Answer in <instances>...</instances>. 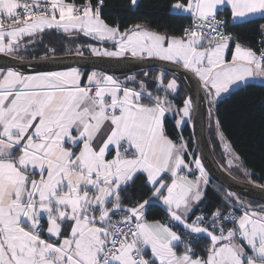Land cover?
I'll list each match as a JSON object with an SVG mask.
<instances>
[{"label": "snow or ice", "instance_id": "6c2138e0", "mask_svg": "<svg viewBox=\"0 0 264 264\" xmlns=\"http://www.w3.org/2000/svg\"><path fill=\"white\" fill-rule=\"evenodd\" d=\"M103 6L0 0V53L45 29L78 31L113 43L114 50L91 47L96 55L182 65L203 82L210 103L238 82L264 78V24L254 49L218 18L227 8L233 23L264 19V0H175L170 14L191 21L179 35L149 21L122 29L102 18ZM127 81L136 78L0 69V264H264V206L193 218L208 183L201 161L200 175L190 179L187 144L166 128L167 94L153 96L143 81L138 88ZM164 90L176 91V80ZM191 106L184 100L177 126ZM140 177L148 191L133 195ZM161 204L165 219H149Z\"/></svg>", "mask_w": 264, "mask_h": 264}, {"label": "trees", "instance_id": "16d2710c", "mask_svg": "<svg viewBox=\"0 0 264 264\" xmlns=\"http://www.w3.org/2000/svg\"><path fill=\"white\" fill-rule=\"evenodd\" d=\"M76 2L81 3L82 0H76ZM93 2L95 3L96 0ZM174 2L175 0H139L134 6L131 0H104L101 15L107 23L112 25L119 23L122 29L135 23L149 21L151 26L159 31L166 30L169 34L179 35L191 21L187 16L181 17L170 14V5ZM219 16L229 21L228 30L239 36L240 43L254 49L261 47L262 37L259 25L264 24V19L256 17L250 19V22L232 23L230 11L227 8L222 10ZM22 43L25 45L22 46ZM19 45L21 46L15 48L14 51L25 54L26 58L76 53L92 54L89 48L95 45L114 48V45L110 44L109 41L101 42L93 37L85 36L82 32L65 33L56 29H46L36 36L22 37L19 40ZM231 47L234 48L235 45L233 44ZM80 70L85 73L90 71ZM132 75L137 77L134 86L138 87L139 82L143 81L153 96L167 94V98L175 110L173 116H166L165 123L168 134L177 142H179V137H183V141L187 144L185 158L188 162L192 163L197 158L199 159L192 132V106L190 116L185 117L183 126L180 127L176 124L179 115H182L178 110L183 107L184 100L189 99L184 84L178 79L179 89L175 92L168 90L165 93L167 78L173 75L157 68L118 77L126 78ZM161 78L163 83H161ZM209 120V139L214 153L223 167L240 179H248V176L247 179L244 178L246 176L244 172L237 171L236 168L228 165L221 141L222 137L233 153L239 157L243 167L250 172L249 180L264 185V82L248 81L217 97L215 105L211 107ZM217 121H219V126ZM132 187L135 190L133 195H137L141 191L146 193L148 191L144 187L143 177H140ZM204 192L202 202L198 207H195L191 214L193 218L200 213L210 217L217 208L223 209L225 215L237 209L242 212L235 197H245L231 193L211 178H209ZM248 200L253 205L263 204L255 200ZM165 217L166 214L160 206L154 208L149 215V219L163 220ZM225 223L227 227L232 226L230 222ZM204 242L202 239L200 244L195 245L198 252Z\"/></svg>", "mask_w": 264, "mask_h": 264}, {"label": "water", "instance_id": "95a60500", "mask_svg": "<svg viewBox=\"0 0 264 264\" xmlns=\"http://www.w3.org/2000/svg\"><path fill=\"white\" fill-rule=\"evenodd\" d=\"M110 44L113 45L111 41ZM15 52H17L15 50ZM12 68L23 74L51 72L78 68L98 70L122 76L147 69H162L179 79L192 100V132L202 166L209 177L233 194L264 204V185L240 179L227 171L216 157L209 135L211 107L208 92L203 82L191 70L172 61L152 57L120 56L108 57L96 54L49 55L34 58H20L10 53H0V69ZM160 207L163 209V205Z\"/></svg>", "mask_w": 264, "mask_h": 264}, {"label": "rangeland", "instance_id": "374dc122", "mask_svg": "<svg viewBox=\"0 0 264 264\" xmlns=\"http://www.w3.org/2000/svg\"><path fill=\"white\" fill-rule=\"evenodd\" d=\"M22 46H24L25 45V43H22L21 44ZM21 45H19V46H21ZM91 47H97V48H100V49H104V48H106L105 46H97V45H95V46H90V48H89V50H90V52L92 53V54H94L92 51H91ZM107 49H109V50H114V48H107ZM10 54H12V55H14V56H17V57H20V58H26V56H25V54H23V53H20V52H15L14 50L10 53ZM124 56H131L130 54H127V55H124ZM139 57V56H138ZM143 57H147V56H143ZM153 58V57H152ZM154 58H156V57H154ZM159 59V58H158ZM173 62V61H172ZM173 79H175L176 80V82H177V90L179 89V87H180V83H179V81H178V79L176 78V77H173V76H170V77H168L167 78V82L165 83L166 85H167V83L170 81V80H173ZM176 90V91H177ZM172 91V90H171ZM151 92V91H150ZM175 92V91H174ZM190 98V97H189ZM212 106L213 105H215V102H211L210 103ZM211 106V107H212ZM174 107V106H173ZM183 108V107H182ZM177 110V109H176ZM179 114V113H178ZM182 114V113H181ZM180 118H181V115H179V117H178V119L177 120H180ZM185 117H184V120H183V122L179 125L180 127L181 126H183V124L185 123ZM192 121V120H191ZM220 136V135H219ZM221 141H222V144H223V147H224V152H225V156H226V161L228 162V165L229 166H231V167H234V168H236L237 169V171H241V172H244L245 174H246V176L244 177L245 179H247V176H248V179H247V181H251V180H249V178H250V172L249 171H247V169H245L244 167H243V165H242V163H241V160L239 159V157L236 155V154H234L233 153V151L230 149V147H229V145H228V143L225 141V139L222 137L221 138ZM227 145V146H226ZM202 165V164H201ZM204 168V167H203ZM228 169V168H227ZM230 169V168H229ZM205 170V169H204ZM231 170V169H230ZM232 171V170H231ZM205 172H206V170H205ZM233 172V171H232ZM234 173H235V171H234ZM236 174V173H235ZM206 175H207V180L209 181V175H208V173L206 172ZM238 175V174H237ZM236 199H237V201H238V204L241 206V209H242V211H244L245 210V206H247V205H251V209L250 210H256V209H258L257 207H261V206H264V204H258V205H253L247 198H241V197H238V196H236L235 197Z\"/></svg>", "mask_w": 264, "mask_h": 264}, {"label": "crops", "instance_id": "0c3cea01", "mask_svg": "<svg viewBox=\"0 0 264 264\" xmlns=\"http://www.w3.org/2000/svg\"><path fill=\"white\" fill-rule=\"evenodd\" d=\"M139 0H137V2H138ZM137 4V3H136ZM135 4V5H136ZM134 5V6H135ZM256 17H259L258 15L257 16H255V17H251V18H249V19H252V18H256ZM231 22H232V20H231ZM233 23V22H232ZM54 29V28H53ZM46 30V29H45ZM44 30V31H45ZM44 31H42V32H44ZM42 32H37L35 35H33V36H36V35H38V34H40V33H42ZM73 32H75V31H71V32H68V33H73ZM25 37V36H24ZM234 49V48H233ZM228 58L230 59L231 58V56H230V54H229V56H228ZM68 70V69H67ZM80 70V69H79ZM60 71H66V70H60ZM81 71V70H80ZM92 71H96V72H102V71H98V70H90L89 72H87V73H90V72H92ZM81 72H83V73H85L84 71H81ZM87 73H85V74H87ZM102 73H104V72H102ZM36 74V73H35ZM107 74V73H106ZM25 75H33V74H25ZM108 75H110V74H108ZM114 78H116V79H118V80H120L121 82H125L126 81V78H120V77H118V76H114V75H112ZM129 77H135L136 78V80H137V77L136 76H129ZM84 79H85V81H86V76L84 77ZM254 80H258V81H263L264 82V78H260V77H255V78H249V79H247V80H245V81H241V82H238L237 84H235V85H233V86H231L230 87V89L229 90H231L232 88H234L235 86H237V85H240V84H243V83H246V82H248V81H254ZM127 85L129 86V87H136V86H134V82H132V81H127ZM139 87V86H138ZM137 87V88H138ZM207 90V89H206ZM228 90V91H229ZM227 91V92H228ZM207 92H208V90H207ZM224 93H226V92H223V93H221V95L222 94H224ZM220 95V96H221ZM209 97V96H208ZM210 100V99H209ZM216 100H217V97H216V99H215V101L214 102H216ZM147 103V102H146ZM175 113V110L173 109V106H171V110L166 114V116L167 115H169V116H173V114ZM185 152H186V150H185ZM185 162H186V164H188V169H185V172H186V174H188L189 175V178L190 179H195L196 177H198L199 175H200V172H199V170L197 169V167H196V165H195V161H193L192 163H190V162H188L187 160H186V158H185ZM206 173V172H205ZM207 185H208V183H207ZM206 185V186H207ZM206 186H204V188H203V190L205 191V188H206ZM195 209V208H194ZM192 214V213H191Z\"/></svg>", "mask_w": 264, "mask_h": 264}, {"label": "built area", "instance_id": "2783aa9c", "mask_svg": "<svg viewBox=\"0 0 264 264\" xmlns=\"http://www.w3.org/2000/svg\"><path fill=\"white\" fill-rule=\"evenodd\" d=\"M77 3H78V2H77ZM218 18H222V17H220V16H219ZM227 30H228V29H227ZM228 31H229V30H228ZM229 213H231V212H229ZM229 213H228V214H226V215H229ZM200 214H201V213H200ZM200 214H197V215H200Z\"/></svg>", "mask_w": 264, "mask_h": 264}]
</instances>
